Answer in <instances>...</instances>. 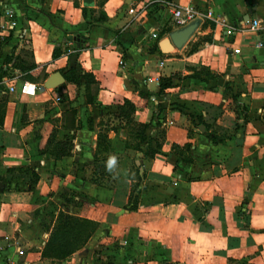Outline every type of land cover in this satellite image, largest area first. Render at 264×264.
<instances>
[{
    "label": "crops",
    "instance_id": "obj_1",
    "mask_svg": "<svg viewBox=\"0 0 264 264\" xmlns=\"http://www.w3.org/2000/svg\"><path fill=\"white\" fill-rule=\"evenodd\" d=\"M8 4L22 38L0 44V81L18 72L3 62L12 48L13 55L28 52L38 77L26 80V93L20 78L11 92L0 84V264L15 245L31 264H264V0ZM183 6L199 22L175 49L170 16ZM220 17L235 26L256 20L259 28L223 36L212 20ZM70 68L92 75V103L82 86L64 79L42 87L49 74ZM153 80L169 85L159 92ZM122 99L135 106L132 120L145 125L137 147L123 121L111 128L105 120ZM47 120L56 140L71 141L67 156L37 153L51 130ZM104 128L109 149L94 162L96 132ZM24 171L38 177L31 189ZM71 195L102 206L97 227L64 259L42 258L47 214L67 210L62 199Z\"/></svg>",
    "mask_w": 264,
    "mask_h": 264
},
{
    "label": "trees",
    "instance_id": "obj_2",
    "mask_svg": "<svg viewBox=\"0 0 264 264\" xmlns=\"http://www.w3.org/2000/svg\"><path fill=\"white\" fill-rule=\"evenodd\" d=\"M60 49L58 47H54L52 50V57H56L60 54ZM28 56V52L26 51ZM27 56L24 59H21L18 57V55H14V61L15 62H9L10 65L17 69L18 72H23L26 70H30L34 67V65L27 61ZM9 58V57H8ZM5 62H8L7 58H4ZM28 63V64H26ZM26 64V65H25ZM19 68V69H18ZM20 75L21 80H28L26 77V73ZM4 73V72H3ZM62 77L65 81V83H71L77 87L82 86L83 90L86 92V100L89 103H92V95L95 93L97 86L96 83L93 80V77L91 74L86 73L84 71H79L78 73L75 72L74 69L70 68L64 72H62ZM169 85V82L167 83H161L158 82L159 86V92L162 91L165 87ZM138 97L148 100V95L144 92L137 91ZM2 99L0 98V122H1V113H2ZM135 109L134 104L127 100L122 99L120 104L114 105V116L116 119L124 121V125L127 127L125 122L132 123L133 130L136 133H138L136 136H138L137 140H142L144 138L143 131L145 128L144 124H139L136 122H133L131 118V114L133 113ZM128 128V127H127ZM135 128V129H134ZM130 130V129H129ZM128 130V135L131 134ZM106 131L107 129L104 128L103 130H98L96 132V157L94 159V162L97 161V154L100 152L106 153L109 149V145L106 141ZM160 135V133H158ZM135 135H133L135 137ZM36 138L38 135H35ZM47 140H52L51 148H48V145L46 144ZM45 144L43 147L37 149V153L44 156H49L52 159H59L63 156H67L72 148V144L70 140H56L55 139V133H52L49 138H47ZM137 147V146H134ZM160 143L155 140V148L159 149ZM188 146L185 145L184 148H187ZM155 153V149L148 147L146 154L148 156H152ZM102 168H104V165H101ZM105 169V168H104ZM29 182H28V189H31L33 185L36 183L38 177L34 172H29ZM97 182V180L95 179ZM97 227L96 221H90L86 219H78L76 217L70 216L68 214H64L59 212L56 218L55 225L50 229L47 238L45 239L41 250L39 252L40 257L47 258L52 261H60L79 249L89 238V236L92 234V232Z\"/></svg>",
    "mask_w": 264,
    "mask_h": 264
},
{
    "label": "built area",
    "instance_id": "obj_3",
    "mask_svg": "<svg viewBox=\"0 0 264 264\" xmlns=\"http://www.w3.org/2000/svg\"><path fill=\"white\" fill-rule=\"evenodd\" d=\"M127 13L134 14V11L132 8L127 9ZM205 15L207 17H210V10H207ZM195 15L193 14L192 10L187 7L183 6L181 8L173 7L171 11L170 19L173 22L175 27H181L191 20L195 19ZM198 19V18H197ZM215 24L220 27L223 30V36H230L235 31L242 29V26L247 25V28L253 31H256L259 27V22L256 20H243L240 21L237 26L233 25L232 23H229L226 18L220 17L217 19H212ZM17 27V22L15 19V15L10 8L8 4V0H0V44L6 43L11 37L15 36L17 39V43H19L20 39L22 38L21 33H14L15 28ZM154 37L155 35L152 34ZM256 46H259L260 43L258 41L255 42ZM233 52H237V49L232 50ZM162 63L161 60L157 61V65H160ZM122 59H118V65L121 66ZM20 73L17 71H13L11 75L3 77L0 81V84L7 89L8 92H11L14 90L12 82L19 79ZM146 81H150L149 78L146 79ZM153 82L158 83L157 80H153ZM32 88V85L26 81L21 80L20 83V91L21 92H29ZM55 100L58 101L59 98L55 97ZM179 176L176 177L178 179ZM175 181L172 182V184ZM2 264H31V261L26 258V252L23 248H21L19 245H15L13 249V253L9 257H5L2 260Z\"/></svg>",
    "mask_w": 264,
    "mask_h": 264
},
{
    "label": "rangeland",
    "instance_id": "obj_4",
    "mask_svg": "<svg viewBox=\"0 0 264 264\" xmlns=\"http://www.w3.org/2000/svg\"><path fill=\"white\" fill-rule=\"evenodd\" d=\"M14 49L15 48H12L10 53H9V55L6 56L8 62H11V61L15 62L14 61L15 59L13 57L14 56L13 55ZM25 52L26 51L24 49H22V48L18 49V52H17L18 57H20L21 59H24V61H25V57L27 56V53H25ZM3 62L6 63L5 60H3ZM26 64H28V63H26ZM33 69H34V67L32 69H30V70H26V72H25L27 74L26 77L28 78L29 81H34L38 77V72H36L37 70L34 71ZM105 120H106V122H108V126H109V124H113V125H110L111 128L116 126V123H117L116 120L117 119L115 118L114 113H110L108 111L107 116H105ZM47 121H48L47 122L48 126L50 124L52 125L51 126L52 133H55L56 129L54 128V126H55V124L53 123L54 121L53 120H47ZM133 122H135V121H133ZM125 124L128 127L127 129L128 130L130 129L129 130L130 133L131 134L133 133V135H135L132 123L125 122ZM51 130L48 133V135H47V137L45 139V142H46L47 138L50 137ZM137 134L138 133H136V135ZM133 135H130L131 139H130V143L129 144H130V146H137V141L136 140L138 139L137 138L138 136L135 135V137H134ZM156 135L158 137H160V135L158 133ZM46 144L48 145V148H51L52 140H47ZM20 174L22 175L21 177L23 178V181L25 182V184L27 185V188H28V186H29L28 182H29V179H30L29 173L24 171L23 173H20ZM61 196L62 195L60 194L59 197H61ZM62 201L68 206V209L67 210H60V209L56 210L55 207H52V211L48 212L46 223L44 224V226H45L44 228H45V231L47 232V235H48L50 229L55 225L56 218H57V215H58L59 212L64 213V214H68V215L76 217L78 219H86V220H90V221H93V222L102 213V206L100 204L91 203L89 200H85L83 198H74L71 195V196L63 197ZM46 238H47V236H46Z\"/></svg>",
    "mask_w": 264,
    "mask_h": 264
},
{
    "label": "water",
    "instance_id": "obj_5",
    "mask_svg": "<svg viewBox=\"0 0 264 264\" xmlns=\"http://www.w3.org/2000/svg\"><path fill=\"white\" fill-rule=\"evenodd\" d=\"M82 3L84 5H90L91 0H82ZM198 22L199 20L195 18L191 20L190 22H188L187 24L181 27L175 28L168 33L167 35L168 40L170 41V43L175 49L181 48V46L187 41V39L190 37V35L195 30ZM66 38L72 39V40L76 39L75 36H71V35H67ZM164 42H166V39H162L160 44H161L162 51L166 52L168 49H166V47H162V44L164 45ZM62 82H63V78L61 74L58 71H54L45 78V80L42 83V87L46 89L47 88L52 89L55 86L61 84ZM199 129L201 128L199 127Z\"/></svg>",
    "mask_w": 264,
    "mask_h": 264
},
{
    "label": "clouds",
    "instance_id": "obj_6",
    "mask_svg": "<svg viewBox=\"0 0 264 264\" xmlns=\"http://www.w3.org/2000/svg\"><path fill=\"white\" fill-rule=\"evenodd\" d=\"M115 157H110L108 160V169L111 171L115 165Z\"/></svg>",
    "mask_w": 264,
    "mask_h": 264
},
{
    "label": "bare ground",
    "instance_id": "obj_7",
    "mask_svg": "<svg viewBox=\"0 0 264 264\" xmlns=\"http://www.w3.org/2000/svg\"><path fill=\"white\" fill-rule=\"evenodd\" d=\"M165 44V43H164ZM165 46V45H164Z\"/></svg>",
    "mask_w": 264,
    "mask_h": 264
}]
</instances>
